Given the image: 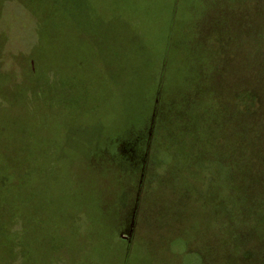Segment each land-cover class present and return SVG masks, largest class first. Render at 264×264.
Instances as JSON below:
<instances>
[{
    "label": "rangeland",
    "instance_id": "rangeland-1",
    "mask_svg": "<svg viewBox=\"0 0 264 264\" xmlns=\"http://www.w3.org/2000/svg\"><path fill=\"white\" fill-rule=\"evenodd\" d=\"M102 1L0 0V264H264V0Z\"/></svg>",
    "mask_w": 264,
    "mask_h": 264
},
{
    "label": "trees",
    "instance_id": "trees-1",
    "mask_svg": "<svg viewBox=\"0 0 264 264\" xmlns=\"http://www.w3.org/2000/svg\"><path fill=\"white\" fill-rule=\"evenodd\" d=\"M114 1H116V0H112V2H114ZM119 1V0H118ZM93 2H97V0H93ZM107 2H108V0H103L102 2H100V3H102L104 6H106V4H107ZM109 2H110V0H109ZM110 4H111V2H110ZM108 8H112L111 6L110 7H108Z\"/></svg>",
    "mask_w": 264,
    "mask_h": 264
}]
</instances>
